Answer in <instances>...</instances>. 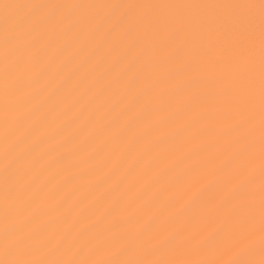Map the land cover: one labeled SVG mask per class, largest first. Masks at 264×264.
<instances>
[{"label": "snow or ice", "instance_id": "1", "mask_svg": "<svg viewBox=\"0 0 264 264\" xmlns=\"http://www.w3.org/2000/svg\"><path fill=\"white\" fill-rule=\"evenodd\" d=\"M0 129V264H264V0H0Z\"/></svg>", "mask_w": 264, "mask_h": 264}, {"label": "bare ground", "instance_id": "2", "mask_svg": "<svg viewBox=\"0 0 264 264\" xmlns=\"http://www.w3.org/2000/svg\"><path fill=\"white\" fill-rule=\"evenodd\" d=\"M18 2H42V0H18ZM64 2H77V0H64ZM0 131H2V129H0ZM0 151H2V137H0ZM257 164H259V161H257ZM95 179H96L95 177L92 178L93 181ZM79 183L84 185L85 189H87V186L89 185V180H82V181H79ZM193 191H195V189H193ZM79 194L80 193H77V195ZM188 195H191V193H188ZM228 259H230V255H224L221 257L222 261H227Z\"/></svg>", "mask_w": 264, "mask_h": 264}]
</instances>
